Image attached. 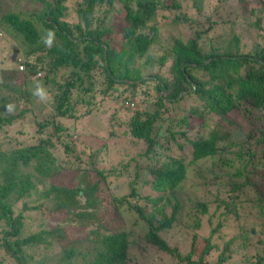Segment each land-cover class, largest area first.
Here are the masks:
<instances>
[{
  "label": "trees",
  "instance_id": "1",
  "mask_svg": "<svg viewBox=\"0 0 264 264\" xmlns=\"http://www.w3.org/2000/svg\"><path fill=\"white\" fill-rule=\"evenodd\" d=\"M31 1L41 4L37 8L39 12L34 8L30 13L24 11L25 15L20 10L0 14V30L6 40L14 39L20 45L22 51L17 50L20 58L16 62L26 67L25 71H19L18 65L13 63L7 67L10 74L14 73V85L24 83L26 94L20 97L7 91L6 96L0 97V264H8L3 258L14 264H30L42 252L54 247L62 253L65 264H71L85 248L93 253L95 264H134L131 248L141 241L175 256L178 264H224L235 251H240L238 253L244 257L231 264H264V256L255 253V260H250L246 254L253 242L251 234L256 230L252 226L245 231L239 224L238 197H230L227 201L216 196L212 209L205 201L194 202L192 212L200 221L193 219L192 227L205 231L202 235L204 246L198 258H194L197 233L193 234L189 250L184 254L170 246L161 232L179 221L181 201L176 190L185 180L188 167L182 158L163 160L157 152L158 148L165 147V137L167 143L181 139L189 144L190 163L214 158L226 149V146L219 147L218 142L230 138V134L212 128L207 135L196 132L191 136V129L199 125L191 122V116L200 117V125L206 127L204 120L208 114L225 118L240 107L247 114L260 112L264 107V0L256 21H246V29L232 31L225 43H214L210 34L212 29L217 34L225 33L216 25L217 16L230 15L236 2L244 1L245 8L249 2L211 0L213 4L206 6L203 2L207 0H193L198 17L194 19L186 13L175 12L171 20L177 26L180 24L179 35L169 46L157 49L155 46L161 43L159 21L167 17L165 9L180 7L177 0L171 4L163 0H77L73 7L65 3L66 0ZM17 2L19 0L14 3L16 6ZM115 2L125 11V25L120 39L115 41L118 45L111 42V26L96 16L99 5L105 3L111 7ZM207 7L210 11L206 15ZM204 18L210 21L208 27L198 21ZM240 19L232 22L238 25ZM187 29H190L189 35L184 33L182 38V30L186 32ZM49 31L54 33L51 44L46 43ZM154 64L159 68L168 64V68L161 74L143 73L146 66ZM62 67H69L68 75L57 80L56 72ZM38 71L43 77L32 78L31 74ZM0 80L6 83L0 82V87L5 88V85V89L10 90L7 88L10 81L1 77ZM148 81L153 82L156 94L144 106L148 91H143L140 100L137 93L138 87ZM50 83L53 85L49 90L53 94V111L50 118L40 119L34 111L30 93ZM187 97L192 100L183 113L181 103ZM105 102L112 110L125 109L115 120L121 131H111L110 136L125 138L121 143L125 146H132L134 140L142 142L144 150L139 155L151 160L141 187L135 185L137 181H130L129 192L123 194L111 191V177L121 176L134 156H123L117 168L103 167L100 165L101 150L96 149L88 155L81 153L78 136L73 140L75 131L64 124V119L72 121L98 111ZM166 122L168 135H164L162 129ZM257 131L260 136L256 143H260L264 140V125ZM253 138L254 133L246 134V140ZM60 151L73 159L70 165L74 173L71 181L64 184L54 180L66 167ZM248 152L250 159L253 158L254 152L250 149ZM251 162L254 177L264 186V170L256 166L264 169V163L252 159ZM236 175L241 176L242 171L237 169ZM248 183L247 177L242 184L232 182L231 191ZM141 188L144 191L141 192ZM256 192L254 205L264 215V193L259 189ZM124 210L136 215V221L144 222L146 230L137 235L138 241L132 239L134 232L126 229L122 222ZM47 212L55 224L35 222L36 228L29 227L28 220L37 217L34 219L37 221ZM216 215L221 218L214 223ZM112 216L116 217L112 222L119 226L108 225L107 218ZM231 216L238 222L237 230L224 239L218 250L219 244L212 238L215 234L220 236L224 221ZM117 219H121V223ZM34 220L31 223L34 224ZM100 225L108 226L107 233L99 230ZM69 226L82 228L90 234L83 241L70 239L62 235ZM213 249L219 252L217 260L210 263L207 257Z\"/></svg>",
  "mask_w": 264,
  "mask_h": 264
},
{
  "label": "rangeland",
  "instance_id": "2",
  "mask_svg": "<svg viewBox=\"0 0 264 264\" xmlns=\"http://www.w3.org/2000/svg\"><path fill=\"white\" fill-rule=\"evenodd\" d=\"M17 0H1L0 1V14L6 11H22V14L25 15L24 11H32L34 8L37 12L38 7H40V3H33L31 0H19V4L17 6L14 4ZM75 1L77 0H66L70 7L75 5ZM165 4L173 3V0H163ZM180 3V7L173 9H165L167 17L161 18L159 21V38L160 45L155 46V49L159 46H169L172 43L173 38L179 35L177 24H174L171 20L172 17H175V12H180L181 14L186 13L187 15H191L194 19L198 17L195 14L196 8L193 6V0H177ZM236 1V0H233ZM249 3L247 7L243 5L244 1L236 2V5L232 7V12L230 15L223 16L219 14L217 16V24L220 27V32H225L224 34H217L215 29L210 31V34L213 38L214 43H225L232 33V31H237L238 29L245 30L246 21L253 22L256 21L257 16L261 14L260 9L262 7V0H247ZM206 6H211L213 2L211 0H207L203 2ZM16 6V7H15ZM109 9L107 13L104 11L105 9ZM252 9V11H251ZM163 11V10H162ZM160 11V14L161 12ZM208 7L204 11V13L208 14ZM27 12V13H28ZM20 13V12H18ZM125 14L124 9L121 8L120 3L115 2L111 7L107 4L102 3L99 5V9L96 12V16L102 17L105 25H110L112 30L111 38L113 39L111 42L113 44L118 45V41L120 39V34L123 31V27L125 22L123 21V16ZM160 14L158 13V18H160ZM22 15V16H23ZM236 18H241L240 23L237 25L235 22H232ZM70 20H75L73 17H70ZM200 23H203L204 27H208L210 21L207 18L199 19ZM235 21V20H234ZM186 27V23L183 24ZM190 30V29H189ZM189 30H182L181 36L189 35ZM185 33V34H184ZM17 50L22 51L20 45L14 40H6L5 34L0 30V77L5 81H10V84L7 88L10 90H6V83L3 80H0L1 84L5 88L0 87V97L6 96L7 91H13L20 97H23L26 94L23 84L19 82L18 85H14L15 82L12 79H15L14 73L10 70H7V67L12 63L14 65H18L16 59L18 60L19 52ZM170 60L168 63L170 64ZM168 68V64L166 66L159 68L157 64L148 65L143 69V73H165ZM69 67H62L56 72V79L60 80L63 77L68 75ZM44 75V74H43ZM43 77V76H42ZM43 84V83H42ZM48 93V100L41 101L37 96L33 93L36 90L34 88L30 93V98L33 101L34 111L36 115L41 117L40 119H47L53 111V94L49 92V90L53 89V85L50 83L48 86H43ZM48 89V90H47ZM120 89V88H119ZM148 91L149 95L146 96V104L153 100L155 97L153 82L148 81L145 85L138 87L137 98L140 100V95L143 98V91ZM151 93V94H150ZM153 97V98H152ZM137 98L135 105L137 104ZM192 97H187L184 102L181 103L182 112L186 113L187 109L190 107V101ZM12 102V101H11ZM196 103V102H194ZM107 102L100 105V109L98 111L93 112L92 114L78 118L76 120L64 119V124L71 127V131L74 130L76 134L72 136V139L75 140L78 136L77 142L81 143L82 147L80 151H83L84 155H88L89 152L94 151L96 149L101 150L100 153V165L105 167H114L117 168L119 159L123 158L126 154V158L130 156H134V159L130 161L127 170H122V175L111 177L110 189L114 194H123L127 193L130 190L129 182L137 181L135 185L141 187V182L145 178V172L148 165L151 164V160L147 158L140 157L139 153L143 152L144 145L142 142L133 141L132 146H125L123 141L125 138L121 137H112L110 136L111 131H121L120 125L117 124L115 120H118V115L122 116V112L125 111L124 108H116L113 109L111 106H107ZM2 104H0L1 106ZM50 118V117H49ZM122 120V119H121ZM192 123L202 124L200 117L191 116ZM204 123L206 127L202 125L194 126L191 129V136L194 133H202L203 135H207L208 132L213 128L220 129V131H227L230 134V138L221 140L218 142L219 147L226 146V149L220 151L219 154L214 158H207L200 160L196 163H190V147L187 142L178 139L177 141L170 140L169 143L166 142L165 137H163V142L165 147L158 148L157 152L161 155L163 160L169 159V157L182 158L185 163H187V175L185 180L181 183V185L177 188L176 194L178 195L181 205H180V215L179 221L175 223L169 229H166L161 232L162 237L167 240L171 247H176L182 254L186 253L189 250V243L194 233H197V239L195 244V253L194 258H198L200 251L204 246L203 242V232L201 228L194 229L192 227L193 219L198 218L194 212H192L193 204L195 201H205L209 204L212 209V206H215L214 200L216 196L220 198H225V200L229 201L230 197H238V210L239 217L238 222L242 225L245 231H248L252 226L255 228L256 232L252 235V244L246 249V254L250 260H255V253H258L261 256H264V215L259 213V209L254 205V200L257 196L256 189L261 190L264 193V186L260 184L253 175V163L251 159L257 161V163H264V140L260 143L256 140L260 136L259 127L264 125V107L260 112L255 113H245L242 107L239 109H235L231 111L225 118H220L216 114H208L205 118ZM168 123L163 124V132L164 135H168V131H166ZM256 130H255V129ZM16 130V129H15ZM14 132H17L15 131ZM247 133H254V138L251 140H246ZM23 139L22 136H20ZM229 142H233L232 145H228ZM181 143L183 146L179 147ZM104 145L106 147H104ZM130 145V144H129ZM135 147V148H133ZM248 149L254 152L253 158L250 159V153ZM61 156V160L65 162V169L55 177V181L61 184L67 183L71 181V175L74 173L71 165L73 163V159H69V155H66L64 152H59ZM71 164V165H70ZM246 165V169L243 167ZM257 169L263 171L262 166L257 165ZM138 169V170H137ZM237 169L242 171V175H236ZM136 171L138 174L136 175ZM245 177L248 178L249 183L245 184L238 190L231 191V183L235 182L238 184H242L245 180ZM256 188V189H255ZM140 191H144L143 188ZM262 205V204H261ZM166 211L169 213L170 208L167 207ZM39 217L37 221V217L34 219V224L31 223L32 220H28L27 223L29 227L36 228L37 223L45 222L49 225L55 224L56 222L53 220V217L48 214ZM117 216V218H121L118 214H113ZM123 218L117 219L123 222L126 229L134 232L132 235V239L138 241L137 235L139 233L144 232L146 229L144 228V222L141 220L136 221V215L132 214L130 211H125L123 213ZM116 218V217H115ZM114 216L107 218V223L109 226L118 225L116 222H112L115 219ZM206 218V217H205ZM205 218L201 220V224L203 225L205 222ZM221 218L219 215H216L213 218L214 223L217 222V219ZM200 221V218H198ZM135 221V222H134ZM237 220L234 216L227 218L224 221V227L219 231L220 236H223V239L214 235L212 241L219 244L218 250L221 249L223 245L224 239L230 237L237 230ZM99 230L102 233H107L108 226L100 225ZM90 234L89 231L84 230L82 228H77L75 226L66 227L63 231L62 235L67 236L70 239H75L76 241L85 239ZM70 241L68 240L67 243ZM146 243L139 242L138 245H133L132 254L134 257V264H178V261L175 256L167 254L166 252H161L155 246H146ZM84 249V248H82ZM214 251L210 256L207 257V260L210 263H214L217 260V254L219 251ZM83 253H80L76 258L71 260V264H95L93 253L90 252L87 248L83 250ZM240 252V251H238ZM234 252L232 257L227 259L224 264H231V262H238L243 259V254ZM245 254V255H246ZM1 256V252H0ZM43 256V257H41ZM41 256L33 261L30 264H65V261L62 260V253L58 251L56 247L53 249L45 250L41 253ZM2 257V256H1ZM4 261L8 264H14V262L10 259L3 258ZM181 264H187L185 262Z\"/></svg>",
  "mask_w": 264,
  "mask_h": 264
},
{
  "label": "clouds",
  "instance_id": "3",
  "mask_svg": "<svg viewBox=\"0 0 264 264\" xmlns=\"http://www.w3.org/2000/svg\"><path fill=\"white\" fill-rule=\"evenodd\" d=\"M47 44H51L52 39L54 38V33L49 31L47 33ZM35 96H37L41 101H47L48 100V93L46 91V89L42 86H39L36 88V90L33 93ZM8 110L11 111V105L8 106Z\"/></svg>",
  "mask_w": 264,
  "mask_h": 264
},
{
  "label": "built area",
  "instance_id": "4",
  "mask_svg": "<svg viewBox=\"0 0 264 264\" xmlns=\"http://www.w3.org/2000/svg\"><path fill=\"white\" fill-rule=\"evenodd\" d=\"M18 69H19V71H25L26 67L24 64H19ZM42 75H43V73L41 71H38L36 73L31 74V77L32 78H38V77H41Z\"/></svg>",
  "mask_w": 264,
  "mask_h": 264
}]
</instances>
